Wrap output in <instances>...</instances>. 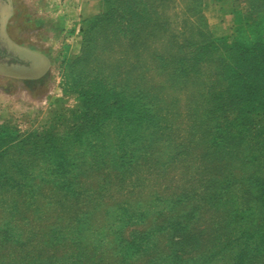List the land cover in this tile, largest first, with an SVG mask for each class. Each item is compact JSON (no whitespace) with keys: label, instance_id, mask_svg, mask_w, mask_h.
I'll return each mask as SVG.
<instances>
[{"label":"trees","instance_id":"trees-1","mask_svg":"<svg viewBox=\"0 0 264 264\" xmlns=\"http://www.w3.org/2000/svg\"><path fill=\"white\" fill-rule=\"evenodd\" d=\"M103 1L105 12L85 20L81 54L97 28L115 32L114 23L125 36L113 37L118 56L82 93V123L69 140L87 136V153L65 159L52 154L58 145L34 148L47 159L38 164L20 149L24 163L0 164V206L22 217L48 206L64 211L46 239L47 264H218L229 255L227 264H264V0H250L245 11L214 0L234 23L216 37L202 0H187L181 13L171 12L175 0H146L142 10ZM162 74L170 84L195 86L184 123L164 97ZM154 176L149 194L131 200ZM63 242L71 246L67 258L56 252Z\"/></svg>","mask_w":264,"mask_h":264},{"label":"rangeland","instance_id":"rangeland-1","mask_svg":"<svg viewBox=\"0 0 264 264\" xmlns=\"http://www.w3.org/2000/svg\"><path fill=\"white\" fill-rule=\"evenodd\" d=\"M125 1L136 7L140 6L139 9L142 10L146 0ZM233 1L242 11L249 8L250 0ZM175 4V10L171 12L181 13L187 6V0H175ZM106 9L107 4L99 5L81 0H8L1 17L4 44L17 53L37 56L43 65V71L33 77L25 75L27 72L20 75L18 70L12 68L18 65L16 62H6V58L0 57V137L4 138L0 140V149L9 146L6 156L0 158L1 165L24 163L25 156L18 157L20 149L30 154L26 161L38 164L45 163L47 159L37 156L34 148L49 151L53 150L50 147L58 145L59 149L52 151V154L59 156L63 154L65 159L76 151L87 153L89 148L87 136L80 143L72 144L69 140L82 123L84 114L82 93L89 81L99 78L98 72L102 70L100 69L102 64L118 56L113 51L118 50L113 37L125 36V31L117 29L114 23L110 24V30L115 32L107 34L97 28L93 31L86 55L81 54L83 31L87 26L85 20L96 14L99 16ZM201 9L204 21L213 36L231 33L233 15L223 13L217 2L202 0ZM92 11L96 13L87 15ZM134 19L138 20L140 17L135 15ZM105 45L114 46L110 50H105ZM19 65L29 66L27 63ZM162 75L157 77L162 76L161 83L165 86L164 97L168 103H172L173 112H178L177 120L184 123L186 105L192 100L189 92H192L195 86L193 83H187L184 87L178 82L170 84L165 82L166 74ZM262 121L264 126V119ZM106 128L108 126L104 129ZM260 139L264 142V133ZM260 149L264 153V146ZM59 156L54 157L59 160L61 159ZM245 169L252 172L254 167L250 165ZM100 176L99 173L91 174L92 179ZM149 178L148 181L142 182V187H138L131 200L149 194L156 176ZM44 191L47 192V189ZM20 209L24 210L23 207ZM22 215L21 212L13 213L4 205L0 206V264H47L53 251L52 242H47L46 239L49 230L64 221V211L58 206H48L42 207V212L30 213L24 217ZM59 216L61 219L57 218ZM247 218L248 224L254 216L250 215ZM206 219V215L201 217V221ZM260 229L264 235V225ZM5 230L9 235H3ZM258 234L262 237L261 231ZM63 243H66L63 247L67 248L62 247L56 252L60 251L59 257L67 258L71 246L69 242ZM158 243L162 249L167 244L164 237H160ZM249 245H252V242H249ZM206 246L209 245H203L200 250ZM107 254L111 252L107 251ZM229 256H225L217 263L227 264L226 261L231 259ZM247 263L263 264L261 259L256 258Z\"/></svg>","mask_w":264,"mask_h":264},{"label":"flooded vegetation","instance_id":"flooded-vegetation-1","mask_svg":"<svg viewBox=\"0 0 264 264\" xmlns=\"http://www.w3.org/2000/svg\"><path fill=\"white\" fill-rule=\"evenodd\" d=\"M7 4H8V0H0V57L3 59L6 58V62L8 61L16 62V64L27 63L29 65L30 64L29 60H24L20 58L19 53L14 51L12 48L6 47V45L4 44V39L2 37L3 21L1 20V17L2 14L4 13ZM3 63L5 62L3 61ZM26 72L30 74V71H26ZM26 72L24 71L22 74H25Z\"/></svg>","mask_w":264,"mask_h":264},{"label":"water","instance_id":"water-1","mask_svg":"<svg viewBox=\"0 0 264 264\" xmlns=\"http://www.w3.org/2000/svg\"><path fill=\"white\" fill-rule=\"evenodd\" d=\"M20 58L24 59V60H29L30 64L28 67L26 66H22V65H14L12 68H14L15 70H18L20 72V75H23L22 73L25 71H30L32 72L31 74H25L28 77H33V76H37L39 74L42 73V69H43V65L41 64L40 59L37 56L34 55H24L19 53ZM5 64V63H4ZM2 66H7V65H2Z\"/></svg>","mask_w":264,"mask_h":264},{"label":"crops","instance_id":"crops-1","mask_svg":"<svg viewBox=\"0 0 264 264\" xmlns=\"http://www.w3.org/2000/svg\"><path fill=\"white\" fill-rule=\"evenodd\" d=\"M81 1L90 2V3H98L99 5H104L105 4L103 0H81ZM94 13H96V12L92 11V12L88 13L87 15H89V14L90 15H94Z\"/></svg>","mask_w":264,"mask_h":264}]
</instances>
